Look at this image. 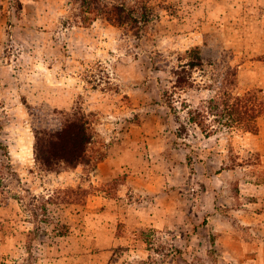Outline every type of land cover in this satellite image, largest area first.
Here are the masks:
<instances>
[{
    "label": "rangeland",
    "instance_id": "obj_1",
    "mask_svg": "<svg viewBox=\"0 0 264 264\" xmlns=\"http://www.w3.org/2000/svg\"><path fill=\"white\" fill-rule=\"evenodd\" d=\"M100 1L146 22L0 0V264L263 263L264 115L258 133L207 137L182 104L216 94L213 68L185 91L174 71L199 49L264 101V0ZM76 115L86 161L43 170L35 130Z\"/></svg>",
    "mask_w": 264,
    "mask_h": 264
},
{
    "label": "trees",
    "instance_id": "obj_2",
    "mask_svg": "<svg viewBox=\"0 0 264 264\" xmlns=\"http://www.w3.org/2000/svg\"><path fill=\"white\" fill-rule=\"evenodd\" d=\"M82 6L96 17L104 16L108 22L120 27L134 25L135 28H140L146 22V17H143V21L124 5L108 7L100 0H82ZM206 67L213 68L216 77L212 79L213 86L210 85L207 89L217 91L213 97L202 100L198 106L182 104L187 111L188 123L198 127L207 137L234 128L258 133V120L264 115V101L260 92L239 91L236 68L229 67L226 72L219 73V65L206 64L200 50L196 49L192 52L190 61L174 71V88L180 91L193 89L196 85L193 80L194 70L205 71ZM181 127L186 131L184 124ZM91 141L90 126L85 115L67 119L54 131L36 129L35 161L47 172H57L60 166L76 169L86 161L87 147Z\"/></svg>",
    "mask_w": 264,
    "mask_h": 264
},
{
    "label": "crops",
    "instance_id": "obj_3",
    "mask_svg": "<svg viewBox=\"0 0 264 264\" xmlns=\"http://www.w3.org/2000/svg\"><path fill=\"white\" fill-rule=\"evenodd\" d=\"M110 161H111V159H110ZM110 161H108V160H106L105 162H103L100 166H99V169L96 171L97 173L96 174H94V175H96L94 178L96 179H101L100 178V176H101V174L100 173H98V171L99 170H102V169H104V168H108V172L109 173H111V169H112V162H110ZM100 175V176H99ZM102 177V176H101ZM258 264H264V261H263V263H258Z\"/></svg>",
    "mask_w": 264,
    "mask_h": 264
}]
</instances>
